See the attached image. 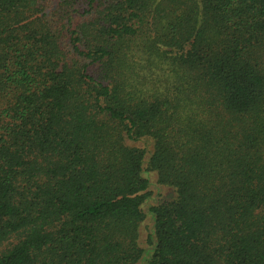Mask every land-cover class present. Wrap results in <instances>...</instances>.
Listing matches in <instances>:
<instances>
[{
	"label": "trees",
	"instance_id": "obj_1",
	"mask_svg": "<svg viewBox=\"0 0 264 264\" xmlns=\"http://www.w3.org/2000/svg\"><path fill=\"white\" fill-rule=\"evenodd\" d=\"M0 264H264V0H0Z\"/></svg>",
	"mask_w": 264,
	"mask_h": 264
}]
</instances>
